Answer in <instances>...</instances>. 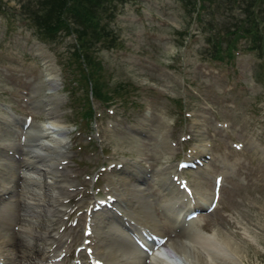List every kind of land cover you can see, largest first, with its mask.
I'll return each instance as SVG.
<instances>
[{"label":"rangeland","instance_id":"374dc122","mask_svg":"<svg viewBox=\"0 0 264 264\" xmlns=\"http://www.w3.org/2000/svg\"><path fill=\"white\" fill-rule=\"evenodd\" d=\"M238 1L242 4L238 8L234 0L207 1L197 18L196 13L189 16L178 0H121L110 21L119 45L94 51L108 92L123 94L106 105L94 100L89 95L90 85L79 80L71 53L73 35L60 32L53 42L46 43L23 19L24 4L30 0H0V143L10 139L13 145L9 150L0 147V158L15 157L20 162L25 156L21 123L26 118L31 119L29 125L45 124L46 133L60 135L67 145L58 165L65 182L56 188L67 201L66 222L49 253L51 259L59 264H86L80 252L86 239V211L94 197H107L104 187L110 170L135 176L133 184L146 188L145 198L151 199L146 205L155 223L167 229L172 209L158 206L166 194L157 184V171L180 166V160L188 155L203 154L209 156L205 165L181 169L186 195L193 191L209 196L215 207L202 204L203 197L197 194L201 208L209 210L187 224L193 223L194 229L224 242L226 255L220 264H264V55L240 40L230 62L205 59L209 58L208 33L219 32L225 37L223 27L234 28V14L237 19L246 18V8L251 5L250 10L264 19V0L255 4ZM43 54L55 65L54 81L47 78ZM71 90L74 96H70ZM52 92L59 101L54 102L57 112L51 117L46 95ZM88 96L96 116L89 125L79 113V104ZM198 145L209 150L198 152ZM0 166L6 170L8 163ZM128 166L139 173L133 174ZM214 178L220 181L219 186ZM8 184L10 191L3 198L14 200L19 186ZM119 202L132 210L129 199ZM1 208L7 216H15V208L7 203L1 202ZM117 216L115 219L122 221ZM182 227L188 226L180 224L173 230L170 239L175 243H180L184 238L181 233L190 228ZM119 231L128 232L121 227ZM162 235L169 248L170 235L165 231ZM13 237L20 247L23 240ZM116 241L111 235L107 248L119 244ZM0 248L6 256L0 259L2 264H27L13 247ZM11 259L15 262L8 263ZM174 259L177 263L173 264H192L177 254Z\"/></svg>","mask_w":264,"mask_h":264},{"label":"bare ground","instance_id":"6f19581e","mask_svg":"<svg viewBox=\"0 0 264 264\" xmlns=\"http://www.w3.org/2000/svg\"><path fill=\"white\" fill-rule=\"evenodd\" d=\"M40 52L44 53L41 50ZM43 59V65L48 76L47 78L50 81H54L53 79L56 77L55 65L51 62L50 57L45 54H43ZM46 97L48 105L50 104V106H48V108H50L48 113L52 117L57 112V107H55L56 104L54 106V102L56 103L59 97L55 92L46 95ZM44 126L45 124L41 126L30 124L28 128H26V132L23 133L26 136V143H24L26 147V150H24L25 156L20 162H18L15 157L0 158L1 165H3V161L5 164L8 163L6 170H1L4 166L2 168L0 166V191H4L0 194V203H7L9 207H14L16 211L14 214L15 216H7V213L3 211L2 208L0 209V218L2 220L0 222V247L5 245L13 247L11 250H14L15 254L19 255V257H25L23 260H25L27 264L60 263L59 261L51 259L52 256L49 253L53 251V244H55L61 236L60 232L65 225V215L67 214L65 206V202L67 201H63V198H61L62 192L56 189L58 184L65 182L63 178L64 174L61 173L62 171H60V166L58 167V165H61L60 162L63 159V154H65L67 150L65 145L66 140L65 138L59 137L60 135L57 137L50 133V136L46 133L47 130ZM163 138L165 137L163 136ZM5 147L9 150L12 149L13 145L8 144L2 148ZM196 147L198 148V152H206L208 150V148L206 149L203 145H198ZM197 153L195 152V154ZM197 163L199 166H203L206 162L202 160V162L198 161ZM176 167H172L170 170H166V172L157 171L156 174L157 182L160 183L159 185L165 187L161 189V191L166 194V197H164V200L158 206H164L167 210L173 209L170 217L172 220L169 221L168 226L166 225L167 229H163V226L160 227L159 224L155 223L156 219L150 214V209L147 208L146 205H149V200L151 201V199L149 196L145 198L146 188L142 187V189L133 184L131 178L135 176L130 175L131 177H129L126 173H122L119 170H110L107 172L108 181L106 182L104 190L107 191V194L113 197L115 196L117 200L114 203L117 208L116 210H119L120 216H122L125 221H129L128 223L131 226L128 230L132 228L138 231V234L143 239L145 238L141 230H145L148 233L153 232L157 235L160 234L161 236H163L162 233L165 231L168 233V236L170 235L168 238L169 240L173 234V228L180 224L184 226L189 220L186 218L187 212L189 213V211L201 207V201L197 197L198 192L195 193L191 191V196L189 197L178 189L181 183L178 178L176 181L178 183L177 186L169 181L170 177H172L171 174L175 176L179 174ZM127 168H132L133 174L139 173L135 167L128 166ZM187 170L189 171L190 169L187 168ZM19 181L21 185H18ZM8 182L17 184L16 188L19 186L18 193L14 200L3 198V194H7L8 191H10ZM198 196L203 197L202 204H210L211 197L201 196V194H198ZM125 197L129 199L128 203H130L133 210H130L132 212L130 214L135 218L131 217L128 214L130 211L122 207L119 203V201L125 202ZM98 202L100 201L95 200L92 206H96ZM91 216V219L84 225L88 231L92 233V235H90L91 240L90 243L85 245L83 250L80 251L89 261L88 264H173L172 262L174 261L177 263L174 259L176 257L173 256L172 253L184 257L192 264H220V258H224L226 255V248L221 245L223 242L222 240L220 243L213 235L210 236V234L208 235L207 233L198 231L199 229H194L191 227L194 226L193 223L188 225L190 228L187 227L188 229L181 233L184 238L180 240V243H175L176 241L174 242L173 239H170L172 243H170L169 248L161 246L162 248L159 247L150 254L136 247L132 237L119 231L117 223L120 221L115 219V217H118L116 211H113L111 208H101L97 209ZM112 218L113 220H111ZM121 224L123 225V223ZM14 227H17L16 230ZM140 227H142L141 230ZM110 234L115 237L117 240L116 242L119 244L114 246L111 245L107 248L106 244L108 243H106V241H108V238L111 236ZM14 235H18V237L23 240L20 246L22 249L18 247V243L14 241ZM108 235L110 236L107 237ZM123 242L126 243L127 246ZM147 245H153V243L148 242ZM31 246L35 248H31ZM73 246L74 245H69L68 247L72 248ZM202 246H205V248H203L210 254L205 255ZM228 247L231 248L230 246ZM206 251L204 252L207 253ZM2 252H0V259L4 260L3 256L5 259L6 256ZM70 253L71 252H69L68 255H70ZM62 260L63 259L60 261ZM12 262L15 261L11 259L8 263Z\"/></svg>","mask_w":264,"mask_h":264},{"label":"trees","instance_id":"16d2710c","mask_svg":"<svg viewBox=\"0 0 264 264\" xmlns=\"http://www.w3.org/2000/svg\"><path fill=\"white\" fill-rule=\"evenodd\" d=\"M121 0H30V3L24 4V13L27 24H31L36 30L38 36L46 43H51L56 34L60 32L67 35H73L74 45L72 51L74 63L79 71V80L82 83L89 84L93 98L106 103L114 102L115 97L121 96L115 92H108L109 86L102 76V65L96 59L95 52L99 47L112 48L119 45V38H116L115 30L111 28L110 21L116 13L117 5ZM182 3L189 16L192 13L200 18V10L206 8L207 1L210 0H178ZM257 0H252L255 4ZM263 1V0H262ZM236 8L242 5L238 0ZM233 2V3H234ZM248 5L246 18L235 16L233 10V26L223 27L221 37L219 32L208 33V48L206 49L211 61L227 63L234 58L238 41L246 40L249 49L256 51L259 55H264V19L258 16L259 13L250 10ZM115 11V12H114ZM95 51V52H94ZM205 53V52H204ZM205 54V55H206ZM264 64V63H263ZM70 94L74 96L71 90ZM117 95V96H116ZM79 113L88 122L94 118L92 102L85 97L79 104ZM73 110V109H72Z\"/></svg>","mask_w":264,"mask_h":264}]
</instances>
